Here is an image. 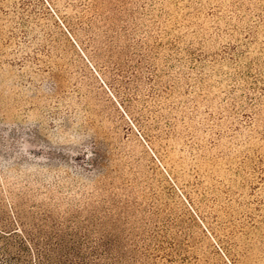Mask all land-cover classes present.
<instances>
[{
  "label": "rangeland",
  "instance_id": "rangeland-1",
  "mask_svg": "<svg viewBox=\"0 0 264 264\" xmlns=\"http://www.w3.org/2000/svg\"><path fill=\"white\" fill-rule=\"evenodd\" d=\"M0 223L105 264H264V0H0Z\"/></svg>",
  "mask_w": 264,
  "mask_h": 264
},
{
  "label": "trees",
  "instance_id": "trees-1",
  "mask_svg": "<svg viewBox=\"0 0 264 264\" xmlns=\"http://www.w3.org/2000/svg\"><path fill=\"white\" fill-rule=\"evenodd\" d=\"M115 56V52H112ZM125 65V62H124ZM123 64H113V67L120 73L119 76L126 74V69ZM55 84L52 86L54 91L61 86L59 75H53ZM91 147L93 166H96V171L100 174H107L109 167L112 164L111 157L107 152L103 151L97 142H93ZM16 226H19V221H15ZM23 226V224H22ZM9 227L0 223V241H4L3 246H0V264H17L23 259V253L31 251L38 253L39 264H105V261L113 257L108 241L101 240V244L90 246L88 236L80 237V240L66 241V238L57 239L54 243L52 236L46 237V243L40 244V235H37L26 229H14L8 231ZM12 237H16L19 243L18 253H13L15 245L11 243ZM50 238V239H49ZM45 240V239H44ZM72 243V244H71ZM45 249V250H44ZM60 255V258L57 256ZM107 264V263H106Z\"/></svg>",
  "mask_w": 264,
  "mask_h": 264
}]
</instances>
